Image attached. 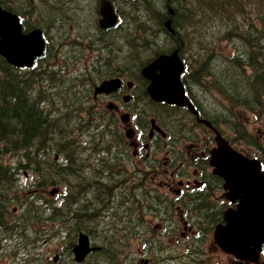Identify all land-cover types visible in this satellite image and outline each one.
Listing matches in <instances>:
<instances>
[{
	"label": "trees",
	"instance_id": "obj_1",
	"mask_svg": "<svg viewBox=\"0 0 264 264\" xmlns=\"http://www.w3.org/2000/svg\"><path fill=\"white\" fill-rule=\"evenodd\" d=\"M131 2L133 6L130 8L128 5L127 8L130 9L126 16L140 26L136 28L134 40L147 43L145 40L150 37L148 31L152 30L168 33L164 22L170 18L175 30L174 35L168 33L170 49L177 47L184 55H188V52L191 54L183 75L185 85L191 90L189 84L193 82L202 87L204 93L208 90L210 93L216 91L226 101L225 108L230 109H226L227 112L222 110L224 118L221 119L235 135L230 137L231 142L239 144L243 141L254 147L255 153L264 163V147L240 125L237 114L232 110L243 109L253 113L257 121L264 119V0ZM0 4L13 10L9 0H0ZM157 4H161V7L156 8ZM194 4L197 6L194 7ZM40 5L39 2L36 6ZM143 6L155 18L146 13L142 15ZM42 7L49 18L57 16V0H50ZM137 8L140 9L136 10ZM170 8L174 11L172 15L169 14ZM196 18L198 19L195 20ZM154 19L159 21L153 23ZM38 24L44 27L43 22ZM53 25L48 24L46 28ZM215 26L221 29L220 36L226 40L224 44L232 45L228 55L220 57L216 53L219 50L217 43H208V35L215 37L218 33L211 29ZM52 30L56 31V27ZM129 48L128 68L141 66L143 62L140 63L139 60L141 48L138 43L129 42ZM55 57L54 53L53 56L40 58L37 65L30 69H18L0 56V234L21 235L27 230L39 234L43 231V223H46L50 231L55 229L57 232L59 228L67 230L68 245L65 255L70 257L71 244L79 230L73 221L79 211L75 207L76 192H79V186H84L85 182L96 185L105 182L102 181L104 178L101 180L96 175L88 179V175L82 173L76 165L73 133L77 131L73 116L81 112L68 111L67 108L73 104L69 105V100L65 98L74 91L73 79L83 81L84 84L87 80H95L89 78V71L82 74L84 79L77 77V71L75 74H65L64 68L58 67ZM217 61L219 65L216 64ZM63 104L65 106L62 107ZM204 106L203 113L212 117L213 123L219 121L213 111H205ZM83 111L90 112L89 109ZM226 114L228 117H225ZM79 121H82L81 118ZM99 144L97 151L109 149L107 142ZM53 151L60 153L65 161L63 164L52 160L50 153ZM6 157L12 158L11 162H7ZM21 170L36 173V182L40 187L41 184L43 187L64 184L67 198H63L60 206L49 205L47 217L39 206H33V202L20 203V215L15 216L13 223H10L8 217L15 215L12 205L18 201L17 178ZM45 171L51 172V175L46 176ZM80 210L82 213L87 211V205ZM24 236L27 237L28 234ZM93 255L95 263L91 264H120L112 247L107 246L105 241L100 254L95 252ZM65 260L60 257L59 263L65 264ZM36 263L42 264L40 259ZM9 264H14V261Z\"/></svg>",
	"mask_w": 264,
	"mask_h": 264
},
{
	"label": "flooded vegetation",
	"instance_id": "obj_2",
	"mask_svg": "<svg viewBox=\"0 0 264 264\" xmlns=\"http://www.w3.org/2000/svg\"><path fill=\"white\" fill-rule=\"evenodd\" d=\"M37 1H40V6H36ZM102 1L104 0L92 3L90 8L93 9L94 15L92 20H89L88 16L83 15L80 19L82 9L84 11L87 9H84L86 6L79 8L75 0H57L58 14L50 18L43 12L44 7L42 6L46 4V1L9 0L14 13L20 18L23 33L27 34L34 29H40L46 43H100L106 48L108 43H122L123 40L121 36L120 39L113 40V29H104L100 26ZM111 1L115 8H119L122 0ZM38 22H43L44 28L38 26ZM48 24H55L56 31L54 32L50 27L46 28ZM92 25H95V28L91 27ZM106 58L107 56L103 61ZM142 95L143 91L139 83L128 80L123 82L117 91L109 94L110 98H122L126 105L131 106L134 113L132 116L130 113L122 114L121 121L126 128L125 135L129 141V144L125 142L128 148L126 146L124 151L127 152V157H129L127 162L131 167L126 170L135 173L136 183L124 186L121 198L123 207L125 206L126 220L130 215L136 223L135 231L130 232L139 240L138 251L135 253L136 264H264V246L255 260H239L223 252L214 243L213 233L209 230V222L217 220L218 215L223 217L225 209L223 208V195L215 189L218 185L206 181L207 169L205 165L203 167L206 162V151L204 149L199 154L198 159L200 160L197 159L195 163L190 165L186 155L184 160H179L175 167L177 161L171 152V145L159 141L161 138L165 139L168 134L164 124L160 122L158 125V120L155 119L156 123L152 126L151 120L153 119H151L148 135L144 133L147 125L146 123L143 125L141 116L144 109ZM120 110L121 108L116 107L117 112ZM113 117L115 118L114 114ZM163 150L166 156L162 166L150 169L151 178L158 179L159 184L151 185L154 191L144 190L143 163L153 160L156 151L161 153ZM156 161L160 162V159ZM189 165L196 168L195 176L201 172L202 180H196L193 183L189 180L183 183L181 180L177 183L179 186L175 187L173 183L160 179L162 175L174 177L176 173L182 174ZM159 188L162 193H159L161 198L157 199L154 196L158 194ZM149 197L150 200H148ZM148 201L154 207L149 211L152 223L157 222L151 234L148 233L150 232L149 227L144 225L143 217V205ZM228 207H235V203H229ZM176 213H178V218H176ZM74 218L79 219L80 213H77ZM147 235H153L156 239L155 247L152 245L149 248L150 242Z\"/></svg>",
	"mask_w": 264,
	"mask_h": 264
},
{
	"label": "rangeland",
	"instance_id": "obj_3",
	"mask_svg": "<svg viewBox=\"0 0 264 264\" xmlns=\"http://www.w3.org/2000/svg\"><path fill=\"white\" fill-rule=\"evenodd\" d=\"M129 2V7L131 8L133 6V2H131V0L126 1ZM127 3L123 2L122 6H126ZM139 6V5H138ZM141 6V5H140ZM194 7L197 6V4L193 5ZM135 7V6H134ZM161 4H157L156 8H160ZM122 8V7H121ZM130 8H127L126 11V15L129 11ZM200 8V6H199ZM140 8H137L136 10H139ZM142 15L146 14H150V12L146 9V7H142ZM79 15V14H78ZM83 12H81L80 14V19L82 18ZM125 15V14H124ZM151 15V14H150ZM152 16V15H151ZM153 17V16H152ZM155 18V17H153ZM198 18H196L195 20H197ZM129 17L125 16V28L127 30L128 36H127V43L125 42V38L123 39L122 43H112V56L114 58L115 61L117 62H121L122 63V67L124 68V70L128 67L127 64V56H128V51H130L129 48V42L131 43H138L140 49V63L147 61L148 59L152 58L160 49H166L167 46L170 45V38L169 35H167L164 32H158L156 30H152L151 32L148 31L149 34V38L145 41H148L147 43H143L140 40H134L135 38V31L136 28L140 27L138 24L134 23L132 20H130ZM158 19H154L153 23L158 22ZM68 27V24H66ZM155 29V28H154ZM213 31L217 30L218 33L215 37H212V35H208V43H217V46L219 47V50L216 52L218 53V55L220 57L224 56V55H228L231 53V49L229 48L230 46H232L231 44L226 45L225 43V39L222 38L220 36V33L222 32L221 29L217 26L211 28ZM67 30V28H66ZM131 38H130V37ZM86 40H88L87 37H85ZM132 39V40H131ZM144 41V40H143ZM151 42H155V43H151ZM51 45H53V43H51ZM95 43H67V51L70 52V54L68 56H65L63 59L58 58V62H60V66L61 68H64L65 74L66 72L70 73V72H74L77 71V74L79 76V78L84 79V76L82 75L83 73H86V71H88V69H94L92 67V64L95 63L96 61V56L98 51L96 50V48H94ZM121 46V48H120ZM123 49L124 52H126V54L124 53H120V50ZM115 50V51H114ZM111 51H109L110 53ZM58 50L56 49L55 55L57 56ZM101 53V52H100ZM189 55H191L188 52V55H186V58L188 59V57H190ZM70 56V57H69ZM183 57H185V55H183ZM190 62V60H188ZM217 65L218 61L216 62ZM214 68V67H213ZM135 77H138V74H135ZM140 77V74H139ZM74 81L72 82L74 86V97L77 98V103L79 104H85L86 107L89 108L90 112L87 113L86 111H83L81 113H78L76 115L73 116V119L75 121V127L77 129L75 140L77 143V137H79V145L77 146V149L82 145L87 147V152H91V150H89L90 146L92 144H95L97 142L100 141H105L109 142V140L107 139V137H105L103 135L102 138H100L99 136L102 134L101 132H96L94 131L95 128H93L92 130L94 131L93 133V137L90 139V144H89V135H88V131L87 133H80L78 131V126L79 125V119L80 118H84L82 116H89V114H91V117H89V121H85L89 122V123H93L94 119V115H95V111H98L99 113V117L102 116L104 118L107 119L108 116H111L112 114L115 115L116 117V123H115V128L122 133L123 136H125V142L126 144H129V141L126 138L125 135V131L126 128L124 127V125L122 124L121 121V115L122 114H126V113H130L131 116L134 115L133 110L131 109L130 105H126L125 102L123 101V99H114V98H110V97H103L100 98L98 97L97 99H94V96L92 94V92L90 91V94H88V92L85 90V84L83 81H76L75 79H73ZM100 82H94L91 81V83H89L88 87L91 86H96L98 85ZM58 84H60V82H58ZM63 87V86H61ZM93 88H91L92 90ZM85 91V92H84ZM195 93L196 98L200 99V101H203L205 104V107L207 108H212V111L215 115H218L217 112H220L221 110L225 109V103L226 101L222 100V97L215 91H213V93H210L209 90L205 93V95H203V88L202 87H196L195 88ZM89 95L91 97H89ZM91 99V100H89ZM89 100V104H87L86 102ZM130 104H132V102H130ZM116 107L117 108H121L120 111H116ZM68 111H71L68 109ZM207 111V110H206ZM176 113H172V115L174 116V119L176 121H179V124H181L182 126L185 125V127L187 129H189L188 131L191 134V141H186V142H180L179 144V148L182 149V151L178 152L179 155H182L181 157H183V155H187L188 160L190 161V163H195L197 161V159L199 158V154L204 150L206 144H209V136L210 133L207 130L203 129L202 125H199L195 122V120L193 119V117L188 114L186 115L184 113L183 110H175ZM68 114H70V112H68ZM152 115V114H150ZM97 118L98 123L102 122L103 119ZM237 120L239 123H241L243 126H245V128L252 133V135L254 137H257L259 142L264 146V119H262V121H257L253 118V116L245 111V110H241L238 111V116H237ZM226 125V124H225ZM87 126V125H85ZM221 129L228 135L231 136L232 132L230 130H228L223 124H220ZM227 126V125H226ZM84 127V126H83ZM129 127V126H128ZM106 129V127H103L99 130H104ZM149 126L146 128L145 130V134L148 135V130ZM90 145V146H89ZM179 148L176 149V151H179ZM80 149V148H79ZM241 150H245L246 152H248V154H252L253 150L250 149L248 146L242 144L240 147ZM85 149H83L82 151L78 152L79 156L82 154V152H84ZM129 154H130V149H129ZM190 156H189V155ZM56 155H58L57 152L52 153V157H55ZM85 156L84 159H86V163L87 166H85L84 171H88L90 172V166L91 165H95V160L93 158V153L91 152V155L84 153L83 154ZM159 155V156H158ZM158 155H156V157H161V164L164 162V157L166 155H164V153H159ZM60 156V155H59ZM92 158V159H89ZM82 159V158H81ZM12 158L10 159V157H6V161H10L11 162ZM57 160V159H55ZM127 160V157H126ZM57 162L62 163V158L58 157ZM126 167H130L128 165V162L125 163ZM194 170H196L195 167L193 166H189L187 167V171H188V176L182 177V178H175L173 179V184L176 186H178L176 183L180 182L181 180H183V183H185L186 181H190L191 183L195 182L199 173L194 174ZM45 175L49 176L51 175V172H47L45 171ZM117 182H113V184L118 185L116 188V191L114 192V197L111 199L112 201H114L109 208L106 209V211H101L100 217L98 219H96V221L92 224V225H86L84 228H88L91 229V233H90V238L91 241L93 243V245L95 247H98L100 249V245L102 246L103 241H105V235H110L113 239H115L116 236H119V233H122L123 231V223L121 222V209H120V200H121V192H120V182H118V176L116 175L114 177ZM113 178V179H114ZM161 180H171L172 178L166 175H162V177L160 178ZM30 181V183H29ZM36 181H37V177H36V173L31 174V173H25L23 174V171L21 172V175L19 176V183L21 184L22 188L25 189H29L30 191L33 189H36ZM46 181V180H45ZM144 186H147L149 184L152 183V181H149V179L145 178L144 179ZM185 188V187H184ZM183 188V189H184ZM64 187L61 184L58 185H51L47 188H44L41 192H37L36 191V197L38 196V194L41 195V197H44L46 199H48L49 204H52V200L56 199V198H61L60 196L62 195L61 192L63 191ZM177 189V188H176ZM53 191V193H52ZM158 194H156L154 197L157 199H160L161 196L159 193H162V190H159L157 192ZM219 194H221L220 191H218ZM94 195V193L92 192L90 194V196L92 197ZM116 196L118 197L116 200ZM84 200H86V198L84 197ZM89 200V199H88ZM108 198H105V201H107ZM96 205V203H95ZM44 208L46 209V206L44 205ZM90 209L93 210L96 213V216L100 213V209L93 207L92 205L90 206ZM14 211L16 212V208H14ZM176 218H178V213H176ZM75 223L77 225L78 221H86L87 217L84 213H80V220L78 218H75ZM80 221V222H81ZM82 223V222H81ZM157 224L154 223L152 225V227ZM45 227V229L49 226H46L45 224L43 225ZM45 231V230H44ZM42 231L39 236L37 237V239L34 241L33 239H30L28 241V244L24 243V242H20L18 244V238H16L15 236L13 237V239H11L12 237H10V239L8 241L2 240L0 239V264L7 262L8 261V256L7 253L5 254V252L7 251V249H14L16 252H20L19 256H24L27 259H31L33 261H38V259L41 260L42 264H51L52 261H54V258L58 255V253L62 250H64L63 248H65V243L62 242L63 241V237L67 238V234H63L62 237L57 236L56 232L54 230H51V232H47L48 234H45V232ZM134 231V227L128 228L127 231L125 230V232L123 233V236L125 235L126 239L124 240V245L120 248L117 249V252L119 254L117 260H126V258L131 255L136 253V251H138V246H139V240L136 238V236L134 234H131L129 232ZM116 234V236H115ZM3 234H0V238L3 237ZM57 236V237H56ZM152 242V245L155 247L154 243H153V235L148 239ZM29 249L31 250V252H29ZM19 250V251H18ZM90 259L93 260L92 257H90ZM58 260V258L54 261V263H56ZM25 260H21L20 258H18L16 260V264H30V263H24ZM138 262V260H137ZM31 264H35V263H31ZM70 264H73L72 262H70Z\"/></svg>",
	"mask_w": 264,
	"mask_h": 264
},
{
	"label": "water",
	"instance_id": "obj_4",
	"mask_svg": "<svg viewBox=\"0 0 264 264\" xmlns=\"http://www.w3.org/2000/svg\"><path fill=\"white\" fill-rule=\"evenodd\" d=\"M100 13L102 27L116 23L117 15L109 2H103ZM165 25L173 32L170 20ZM44 46L40 30L24 35L18 17L0 6V54L9 63L17 67H30L35 58L42 55ZM182 70L183 63L175 50L156 57L142 69V74L151 81L148 91L154 100L188 106L197 114L185 96L180 81ZM118 84V81L104 82L97 89L99 92H110L116 90ZM203 122L211 125L206 120ZM216 142L217 146L211 151L214 173L224 179L228 198L239 199L240 204L238 210L227 212V224L216 228L215 238L225 251L247 258L264 242V170L258 159L233 148L220 133L216 136ZM89 251L88 236L81 233L73 249L76 260L82 261Z\"/></svg>",
	"mask_w": 264,
	"mask_h": 264
},
{
	"label": "bare ground",
	"instance_id": "obj_5",
	"mask_svg": "<svg viewBox=\"0 0 264 264\" xmlns=\"http://www.w3.org/2000/svg\"><path fill=\"white\" fill-rule=\"evenodd\" d=\"M174 2V1H173ZM169 8V7H168ZM41 16V15H40ZM73 19V18H72ZM115 51V50H114Z\"/></svg>",
	"mask_w": 264,
	"mask_h": 264
}]
</instances>
